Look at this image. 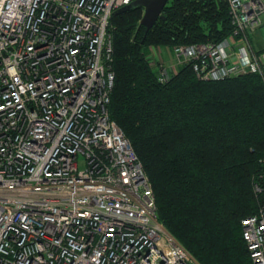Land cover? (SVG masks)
Segmentation results:
<instances>
[{
    "label": "built area",
    "instance_id": "2783aa9c",
    "mask_svg": "<svg viewBox=\"0 0 264 264\" xmlns=\"http://www.w3.org/2000/svg\"><path fill=\"white\" fill-rule=\"evenodd\" d=\"M135 1L0 0V264H201L160 222L145 169L110 116L111 20ZM220 1L232 34L176 46L175 66L191 64L204 81L264 80V52L249 42L264 0ZM260 179L261 205L241 222L253 264H264Z\"/></svg>",
    "mask_w": 264,
    "mask_h": 264
},
{
    "label": "trees",
    "instance_id": "16d2710c",
    "mask_svg": "<svg viewBox=\"0 0 264 264\" xmlns=\"http://www.w3.org/2000/svg\"><path fill=\"white\" fill-rule=\"evenodd\" d=\"M229 11L220 0H169L147 33L141 8L111 20L110 116L145 169L160 222L201 264H253L241 221L261 205L254 184L264 175V80L204 81L188 64L161 82L150 54L224 41Z\"/></svg>",
    "mask_w": 264,
    "mask_h": 264
},
{
    "label": "water",
    "instance_id": "95a60500",
    "mask_svg": "<svg viewBox=\"0 0 264 264\" xmlns=\"http://www.w3.org/2000/svg\"><path fill=\"white\" fill-rule=\"evenodd\" d=\"M168 2L169 0H136L114 14L118 15L125 13L130 9L141 8L144 13L140 25L146 28L147 33L164 17L162 14Z\"/></svg>",
    "mask_w": 264,
    "mask_h": 264
},
{
    "label": "crops",
    "instance_id": "0c3cea01",
    "mask_svg": "<svg viewBox=\"0 0 264 264\" xmlns=\"http://www.w3.org/2000/svg\"><path fill=\"white\" fill-rule=\"evenodd\" d=\"M249 42L251 44V48L254 51V53L260 54L264 52V15L262 16L261 19V25L259 28H257L253 33L249 35ZM166 50L168 51V57L166 58L165 55L163 54V51ZM154 51V53L152 52ZM151 53L153 54V58H158L163 60V62L166 64V66L169 67V71L172 72H177L176 69L179 68L176 66L174 69L175 65V59L172 58V53L170 49L166 48H158L152 50ZM174 69V71L172 70ZM178 70V69H177Z\"/></svg>",
    "mask_w": 264,
    "mask_h": 264
},
{
    "label": "rangeland",
    "instance_id": "374dc122",
    "mask_svg": "<svg viewBox=\"0 0 264 264\" xmlns=\"http://www.w3.org/2000/svg\"><path fill=\"white\" fill-rule=\"evenodd\" d=\"M140 22H141V21H140ZM152 50H154V48H152L151 51H152ZM170 51H171V53H172V58H174L175 54L173 53V50L170 49ZM152 52L154 53V51H152ZM167 52H168V51H166V50L163 51V54L165 55L166 58L168 57ZM150 55H151V57H153V54H152V53H151ZM160 59H161V58H160ZM177 67H178V66H177ZM175 68H176V66L174 65V69H175ZM177 69H178V68H177ZM177 69H176V71H177ZM84 166H85L84 159L81 158V160H80V168L83 169ZM245 219H246V218H245ZM242 220H244V219H242ZM241 222H242V221H241Z\"/></svg>",
    "mask_w": 264,
    "mask_h": 264
}]
</instances>
